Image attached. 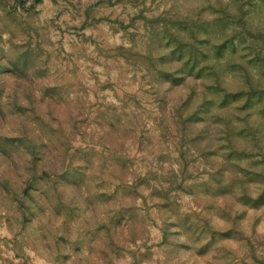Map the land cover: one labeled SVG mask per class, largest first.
Listing matches in <instances>:
<instances>
[{
    "label": "rangeland",
    "instance_id": "obj_1",
    "mask_svg": "<svg viewBox=\"0 0 264 264\" xmlns=\"http://www.w3.org/2000/svg\"><path fill=\"white\" fill-rule=\"evenodd\" d=\"M0 264H264V0H0Z\"/></svg>",
    "mask_w": 264,
    "mask_h": 264
}]
</instances>
